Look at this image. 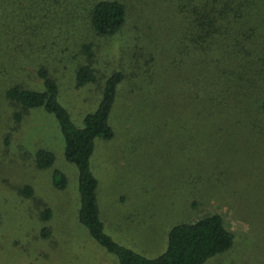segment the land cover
I'll return each mask as SVG.
<instances>
[{
	"label": "rangeland",
	"instance_id": "1",
	"mask_svg": "<svg viewBox=\"0 0 264 264\" xmlns=\"http://www.w3.org/2000/svg\"><path fill=\"white\" fill-rule=\"evenodd\" d=\"M155 1L141 9L134 2L127 24L112 38L97 36L76 11L64 20L36 14L39 40L16 38L22 54L15 52L14 62L50 64L59 102L78 128L97 110L107 79L123 73L110 118L115 136L96 140L91 159L100 216L117 244L156 259L176 225L220 215L235 234L234 246L206 264H264V130L243 129L235 123L241 114L230 124L194 109L191 73L187 63L179 64L187 61L180 54L182 18ZM83 5L87 15L89 3ZM85 45L95 54L91 60ZM258 59L264 75V54ZM81 65L93 67L96 82L77 86ZM25 86L42 89L35 75ZM257 89L264 93V84L241 88L240 99ZM1 91L0 85V264H120L79 222L78 170L65 158L57 119L43 109L24 110ZM39 151L54 155L52 168L37 167ZM56 173L66 179L64 190L55 187ZM27 187L34 197L22 194ZM44 229L48 238L41 237Z\"/></svg>",
	"mask_w": 264,
	"mask_h": 264
},
{
	"label": "trees",
	"instance_id": "2",
	"mask_svg": "<svg viewBox=\"0 0 264 264\" xmlns=\"http://www.w3.org/2000/svg\"><path fill=\"white\" fill-rule=\"evenodd\" d=\"M6 0L0 4V85L4 97L24 110L43 109L54 115L61 128L65 143V158L74 165L79 175L80 210L79 222L90 236L108 253L114 255L120 264H206L209 260L230 251L234 246L235 234L227 227L220 215H208L196 222L176 225L168 235L165 253L156 259H147L117 244L105 232L97 201L98 180L91 159L96 140L111 141L115 133L110 118L118 99L120 84L124 80L121 72L112 74L105 83L103 98L97 110L86 116L84 127L78 128L69 112L59 102V86L52 77L50 64L42 60L26 63L14 62L15 52H22L16 38L39 40L42 30L33 25L36 14L51 20H64L76 11L77 19L88 21L90 29L99 37L112 38L118 35L128 22L133 3L148 7L149 0ZM84 2L89 3L87 15L83 14ZM157 5L165 3L182 18L184 34L180 54V66L187 63L192 82L188 86L194 91L193 106L197 112L210 117L230 119L241 114L235 123L243 129L263 132L264 93L257 89L246 99H240V89L264 84V75L253 60L264 54V0H156ZM159 3V4H158ZM140 6V5H138ZM136 8V7H135ZM50 15V16H49ZM41 23V20L39 21ZM23 27V28H22ZM22 33L19 34L18 30ZM182 26V29H184ZM38 43V42H36ZM4 44L6 47H2ZM38 47V46H37ZM36 46L32 50H37ZM87 59L95 54L90 45H85ZM25 59V58H24ZM19 62V63H18ZM39 62V63H38ZM261 62V60L259 61ZM264 62V61H263ZM37 63V64H36ZM12 64V65H11ZM21 66V68L16 67ZM28 64V65H27ZM33 67L29 75L26 67ZM14 68L16 69L14 71ZM180 68V67H179ZM183 68V67H182ZM263 69L261 62L259 66ZM256 70H258L256 74ZM19 71L21 73H19ZM35 75L42 89L25 86V79ZM29 76V77H28ZM77 86H85L97 80L91 65H81L77 70ZM231 90H234L231 92ZM192 91V92H193ZM196 92V93H195ZM239 92V93H238ZM247 121L243 125L242 121ZM255 134V133H254ZM55 157L52 153L39 151L36 155L40 170L52 168ZM58 179V180H57ZM55 187L64 190L66 179L56 173ZM25 197H34L32 188L22 191ZM51 218L50 210L42 215L44 222ZM50 231L44 229L41 237L48 238Z\"/></svg>",
	"mask_w": 264,
	"mask_h": 264
}]
</instances>
